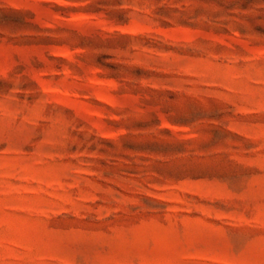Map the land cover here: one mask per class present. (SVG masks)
Wrapping results in <instances>:
<instances>
[{
	"label": "rangeland",
	"instance_id": "obj_1",
	"mask_svg": "<svg viewBox=\"0 0 264 264\" xmlns=\"http://www.w3.org/2000/svg\"><path fill=\"white\" fill-rule=\"evenodd\" d=\"M0 264H264V0H0Z\"/></svg>",
	"mask_w": 264,
	"mask_h": 264
}]
</instances>
